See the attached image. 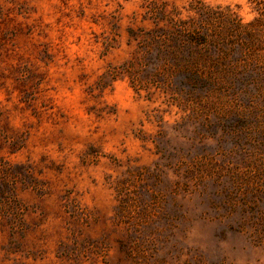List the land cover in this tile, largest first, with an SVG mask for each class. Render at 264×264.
Masks as SVG:
<instances>
[{"label":"rangeland","instance_id":"rangeland-1","mask_svg":"<svg viewBox=\"0 0 264 264\" xmlns=\"http://www.w3.org/2000/svg\"><path fill=\"white\" fill-rule=\"evenodd\" d=\"M148 1L0 0V264H264V31L216 56L241 85L177 94L129 35Z\"/></svg>","mask_w":264,"mask_h":264},{"label":"trees","instance_id":"trees-1","mask_svg":"<svg viewBox=\"0 0 264 264\" xmlns=\"http://www.w3.org/2000/svg\"><path fill=\"white\" fill-rule=\"evenodd\" d=\"M251 2H255L254 10L259 14L254 20L257 25L249 23L237 27L223 20L218 28L214 25L213 8L209 6L190 4L188 15L182 18L180 10L168 1L150 0L144 6V20H151L153 27L148 31L130 30L129 35L144 52V65L150 67L157 77L166 75L173 91L210 99L217 87L232 83L241 85L244 81L236 78L231 82L233 74L220 71L222 68L216 56L222 53L220 49L227 33L236 28L240 34H249L259 41L257 36L264 31V0ZM126 71L133 79L130 68Z\"/></svg>","mask_w":264,"mask_h":264}]
</instances>
